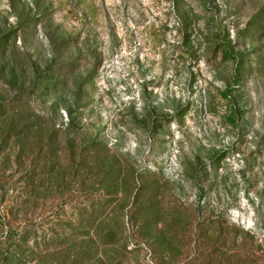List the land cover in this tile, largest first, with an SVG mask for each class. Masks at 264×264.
<instances>
[{"label":"rangeland","instance_id":"1","mask_svg":"<svg viewBox=\"0 0 264 264\" xmlns=\"http://www.w3.org/2000/svg\"><path fill=\"white\" fill-rule=\"evenodd\" d=\"M0 264H264V0H0Z\"/></svg>","mask_w":264,"mask_h":264}]
</instances>
